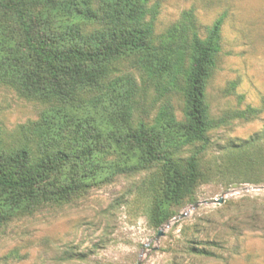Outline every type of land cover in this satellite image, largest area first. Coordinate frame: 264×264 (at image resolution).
<instances>
[{
  "label": "rangeland",
  "instance_id": "rangeland-1",
  "mask_svg": "<svg viewBox=\"0 0 264 264\" xmlns=\"http://www.w3.org/2000/svg\"><path fill=\"white\" fill-rule=\"evenodd\" d=\"M146 6L163 55L166 39L181 34L188 16L201 38L216 21L221 27L220 53L206 87L214 121L207 148L200 154V143H193L176 154L183 161L199 152L204 178L172 205L174 218L144 250L142 264H264V0H147ZM110 82L133 90L130 125L184 120L182 79L173 69L149 71L146 62L127 57L114 65ZM45 110L42 102L0 85L4 143L25 142ZM119 152L106 161L126 159L129 149ZM160 172L151 165L103 173L66 202L11 218L0 228V264H136L142 246L161 228L148 221Z\"/></svg>",
  "mask_w": 264,
  "mask_h": 264
},
{
  "label": "trees",
  "instance_id": "trees-1",
  "mask_svg": "<svg viewBox=\"0 0 264 264\" xmlns=\"http://www.w3.org/2000/svg\"><path fill=\"white\" fill-rule=\"evenodd\" d=\"M146 2L0 0V85L46 105L25 142L6 145L0 129V228L83 193L103 173L158 165L148 221L159 229L174 218L172 205L204 178L197 155L214 123L206 87L220 53L221 21L201 38L188 16L181 34L166 39L163 55ZM127 57L146 62L149 71L180 74L183 121L129 124L133 90L110 82L114 65ZM193 143H200L199 152L179 160L178 149ZM125 147L126 159L106 161Z\"/></svg>",
  "mask_w": 264,
  "mask_h": 264
},
{
  "label": "water",
  "instance_id": "water-1",
  "mask_svg": "<svg viewBox=\"0 0 264 264\" xmlns=\"http://www.w3.org/2000/svg\"><path fill=\"white\" fill-rule=\"evenodd\" d=\"M217 203H222V198L220 199V200H217L216 201ZM198 206V204H195L194 206H193V208H196ZM185 216H187V213H184V214H181V215H179L177 218H175L174 220L175 221H177V220H180V219H182V218H184ZM170 226V223H167L166 224V227H169ZM164 236V228L163 227H161L159 230H158V232H157V234H156V236H155V238L153 239V240H151V241H149L147 244H144L143 246H142V250H141V252H140V254H139V258H138V260H137V263L136 264H142V256H143V254H144V250L145 249H147V248H149V246H150V244L152 243V242H157L161 237H163ZM153 250H156V248H152Z\"/></svg>",
  "mask_w": 264,
  "mask_h": 264
}]
</instances>
